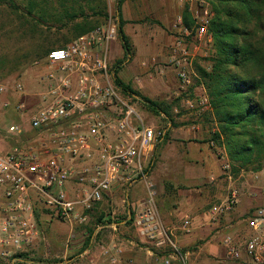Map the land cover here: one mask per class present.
<instances>
[{
  "label": "built area",
  "instance_id": "obj_1",
  "mask_svg": "<svg viewBox=\"0 0 264 264\" xmlns=\"http://www.w3.org/2000/svg\"><path fill=\"white\" fill-rule=\"evenodd\" d=\"M117 24L109 17L31 64L43 84L34 94L41 108L29 120V130L7 127L6 133L16 140L0 151V264H67L64 257H49L40 229L42 216L73 228L86 224L89 213L103 204L107 206L104 222L115 220L117 209L123 208L124 222L131 223L141 242L158 250L145 254L159 257V264H194L176 239L177 231L189 234L198 229L194 219L183 215L178 226L171 227L162 222L156 206L149 168L165 129L150 126L135 108L138 97L115 81L111 46L117 41ZM195 28V34L182 28L183 36L194 42L193 52L202 36L210 42L207 21ZM189 52L177 47L170 55L179 85L175 95L191 87L193 79L199 80L191 61L185 60ZM197 88L199 104L207 108L206 92L201 84ZM10 90L22 92L21 83H0V110L9 106L1 98ZM229 168L224 164L222 171ZM254 178L259 179V174ZM137 184L145 186V196L131 201ZM237 204L238 192L231 189L210 206L207 222L214 224ZM244 221L241 238L224 235L228 254L219 257V264H264V202L249 208ZM97 250L90 264H124L126 251L116 238L99 243Z\"/></svg>",
  "mask_w": 264,
  "mask_h": 264
},
{
  "label": "rangeland",
  "instance_id": "obj_2",
  "mask_svg": "<svg viewBox=\"0 0 264 264\" xmlns=\"http://www.w3.org/2000/svg\"><path fill=\"white\" fill-rule=\"evenodd\" d=\"M36 2V11L29 16L26 14L28 0L0 1V83L6 82L12 86L19 82L22 85V92L10 90L1 98L9 106L0 110V151L11 147L16 140L6 133L7 127L19 125L29 130V120L41 108V102L34 94L43 89V84L37 81L31 71L32 62L44 58L43 47L49 43L51 45L53 37L67 35L68 28L81 20V17H77L75 21H70L67 16L84 14L88 19H96L91 6L99 4V10L104 15L100 18L101 23L109 17L116 18L118 24L121 20L123 33L134 50L130 61L121 66L119 78L140 94L141 97L136 95L138 100L135 108L147 123L155 129H165V136L156 144L150 164L151 179L158 192L157 199H164V203L172 208L180 207L181 213L177 210L180 214L173 217L174 224H179L185 214L192 217L195 226H198L192 233L195 239L181 247L188 253L190 261L194 264H219V257L224 259L228 254V247L222 243L224 235L241 238L245 229V213L249 208L264 202V166L260 171L248 168L235 174L224 150L216 148L213 151L210 148L213 144L207 143V140L215 125L209 119L212 120L209 104L207 108L199 104L201 90H194L200 81L192 78L193 85L175 95L179 85L176 70L169 62L173 48L185 47V50H189L191 55L186 56L185 60L191 61L193 68L195 62L208 66V62L203 61L210 54L208 38L202 36L200 41H196L197 49L193 52L194 42L183 36L181 19L184 11L188 12L191 30L195 34L197 23L203 24L209 18L207 4L203 0H123L121 16L118 17L115 12L117 0ZM42 12L45 13L44 18ZM51 13L65 14L66 18L63 23L53 22L48 19ZM121 46L117 37L111 46L116 61L122 60L124 56ZM157 49H163L166 57H158ZM181 59H184L183 56ZM136 77L140 78L139 83L135 82ZM144 98L156 103L159 108H153ZM17 105L22 106L17 108ZM160 108L167 110L169 115L164 116ZM205 114L210 115L208 117ZM227 163L230 168L224 173L222 166ZM255 174H259V179L254 178ZM231 189L238 192L236 207L218 217L214 224L208 223L206 212L210 206L221 202ZM101 206L107 209L105 204ZM164 218L167 219L166 216ZM165 222L168 225L171 223L168 220ZM93 224L91 218L85 230L90 233ZM65 226V223L46 215L40 221V229L47 241V252L55 260L61 257L63 246L69 240L74 238V244H82V239L84 242L88 240L87 232H81V236L71 235L67 241L69 231ZM107 235L105 231L101 237ZM212 247L214 251L210 250ZM140 252L137 250L134 264H159V257L153 256L147 262L144 251Z\"/></svg>",
  "mask_w": 264,
  "mask_h": 264
},
{
  "label": "trees",
  "instance_id": "obj_3",
  "mask_svg": "<svg viewBox=\"0 0 264 264\" xmlns=\"http://www.w3.org/2000/svg\"><path fill=\"white\" fill-rule=\"evenodd\" d=\"M43 1L46 4L48 0ZM203 1L210 12L206 33L210 37V54L203 58L208 66L195 62L194 69L208 98L213 117L209 119L216 128L210 133L207 143L213 144L210 147L213 151L216 148L224 150L235 174L248 168L260 171L264 166V0ZM122 3L123 0H117L115 4L118 17L121 16ZM36 8V0H28L26 14L33 15ZM91 8L96 19H88L84 14L67 16L70 21H75L77 17H81V20L68 28L67 35L53 37L51 45L49 43V46L43 47L44 56L104 23L100 21L104 16L99 10L100 5ZM41 16L44 18L45 13ZM64 18L65 14L61 16L60 13H51L48 19L63 23ZM181 19L182 28L191 30L192 22L188 12L184 11ZM117 37L121 41L124 56L115 63V81L124 90L141 97L118 76L121 66L130 61L133 53L123 33L121 20L117 27ZM144 100L153 108H159L156 103L146 98ZM160 111L166 117L169 115L163 108ZM96 222L104 224L107 221H103L101 214ZM151 249L154 254L158 253L153 246Z\"/></svg>",
  "mask_w": 264,
  "mask_h": 264
},
{
  "label": "crops",
  "instance_id": "obj_4",
  "mask_svg": "<svg viewBox=\"0 0 264 264\" xmlns=\"http://www.w3.org/2000/svg\"><path fill=\"white\" fill-rule=\"evenodd\" d=\"M156 54L160 58L166 57L165 56L166 54L163 51V49H157ZM176 84H177V82H176ZM172 85H174V83H172ZM194 90L197 91L198 88L196 87ZM206 113H209V112L206 111ZM209 115L210 114H205V116H208V117H209ZM193 129H195L194 126H193ZM215 129L216 128H212L211 131L214 132ZM190 131H189V133H191ZM192 134H194V133H192ZM160 141H162V139H160L158 141V143ZM196 143L204 145V143H202L200 141H198V142L196 141ZM151 177H152V174H151ZM145 193H146L145 186L143 184H137L133 187V189L131 191L130 200L131 201H137V200L143 198L145 196ZM157 195H158V192H157ZM163 200L164 199L159 200L156 198V206H157L159 216H160L162 222L166 223L165 221L168 220L169 222H171V223H169V226H171V227L178 226V224L176 225L173 223V217H175L176 215L181 213L180 207L179 208H177V207L172 208L171 206H167ZM158 207H160V209ZM177 210L180 211V213H178ZM182 210H184V209H182ZM106 212H107V209H103L101 206V207L94 209L92 212L89 213L88 222L91 218L94 221L91 233H89L85 230V229H87L88 222L86 224H83V225H75L73 228L65 223L67 225L65 227H67L68 231H69L67 241L70 239L69 236H71V235H73V237L76 235L81 236V232H87L86 237H88V240L86 242H84V240L82 239V244H79V243L74 244V240H73L74 238H73V239L69 240L66 243V245L63 246V251L61 253V257L66 258L65 262H67V264H89L90 263L89 259L94 257L98 251V250H96L98 248V244L101 242H106V241L110 240L111 238H116L118 241L122 242L123 248L126 251L124 254V264H134V262H135L134 256H135L137 250L141 251V252L144 251V253L146 250H152L151 245L144 244L143 242L138 240V238L136 237L135 229L133 228L131 223L124 222V220H123V218H124L123 208L122 207H119L117 209L115 220L108 219L106 223L102 224V225H104L103 229L98 230L97 226L99 224L96 222V219L101 214H103V217H104ZM162 212H163L164 216L167 217V219L164 218V216L162 215ZM166 224H168V223H166ZM105 231L108 232V235L105 238H102L101 235ZM193 232H191L189 234H184V233L178 232V231L176 232V239H177L180 247H183L185 244L190 243L191 241H193L195 239L194 235L192 234ZM94 250H96V251H94ZM210 250L214 251V247H212ZM152 258L153 257H151V256H147V255L145 256V260L147 262H149V260Z\"/></svg>",
  "mask_w": 264,
  "mask_h": 264
}]
</instances>
